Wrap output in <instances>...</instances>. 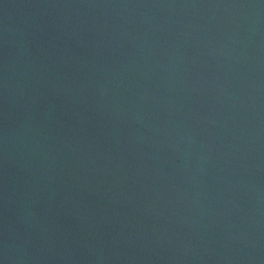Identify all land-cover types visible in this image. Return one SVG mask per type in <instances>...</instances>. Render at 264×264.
Returning <instances> with one entry per match:
<instances>
[{"label":"water","instance_id":"1","mask_svg":"<svg viewBox=\"0 0 264 264\" xmlns=\"http://www.w3.org/2000/svg\"><path fill=\"white\" fill-rule=\"evenodd\" d=\"M0 264H264V0H0Z\"/></svg>","mask_w":264,"mask_h":264}]
</instances>
